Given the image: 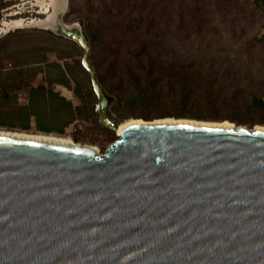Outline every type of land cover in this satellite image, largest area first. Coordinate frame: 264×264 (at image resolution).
Segmentation results:
<instances>
[{
	"label": "water",
	"instance_id": "water-1",
	"mask_svg": "<svg viewBox=\"0 0 264 264\" xmlns=\"http://www.w3.org/2000/svg\"><path fill=\"white\" fill-rule=\"evenodd\" d=\"M49 5L22 27L82 49L98 122L116 129L67 0ZM117 137L98 154L0 134V264H264V129L144 122Z\"/></svg>",
	"mask_w": 264,
	"mask_h": 264
},
{
	"label": "rangeland",
	"instance_id": "rangeland-1",
	"mask_svg": "<svg viewBox=\"0 0 264 264\" xmlns=\"http://www.w3.org/2000/svg\"><path fill=\"white\" fill-rule=\"evenodd\" d=\"M5 1L8 4L0 10V24L2 21L22 19L25 21L24 24L28 25L32 20H42L45 17L39 13V8L33 0ZM40 1L46 3L47 0ZM67 2L68 7L64 15L67 24L77 23V19L95 22L99 16L91 15L89 12L90 9L93 11L98 8V0H67ZM122 3L120 10L128 17L125 21L138 20L140 16H144L159 29L170 31L169 44L177 46L182 53L209 55L225 61L224 66L231 73L223 82L224 85L229 86V89L222 94L232 93L235 101L214 104L206 109L166 103L155 105L142 103L130 106L125 102L128 92L123 86L118 92L123 101L117 103L116 110L111 112V122L118 127L119 124L130 119L142 122L184 119L204 123L228 122L248 129L264 126V110L252 103L253 99L264 102V13L255 6L253 0H123ZM99 21L105 20L100 18ZM17 30L45 31L28 26L8 33ZM113 32L118 34L121 43L123 41L118 54L112 55L107 52L106 49L112 47V44L107 42L105 46L93 48L88 62L99 72L107 75L110 79L107 85L116 87L120 81L125 83L129 79L131 74L129 67L133 63L132 54L139 46L140 40L125 27L113 29ZM8 33L1 34L0 38ZM29 37L30 35H25L22 39ZM22 47L41 48L42 51L37 54H18L13 60L8 57L0 59V81L6 83L0 85V129L38 132L35 126L38 117L31 111L27 112L19 107L28 103L31 87L47 85L46 74L50 69L44 64L40 67L41 71L36 72L34 76L24 73L14 81L5 80L9 73L20 69L16 62L34 56L44 59L46 63L61 65L65 69L68 67L65 63H68L74 67L71 70L76 74L79 80L77 84L81 89H87L90 80L81 67L83 51L78 46L72 51H64L61 47L48 44ZM165 49H167L166 45L155 51L165 55ZM63 54L71 58L67 60L60 58ZM81 80L84 85H81ZM77 87L72 81L68 86L60 84L52 86L53 90L70 102L72 107L80 104L74 93ZM179 114L182 116H178ZM47 122V119L41 117L42 125L50 126L51 123ZM24 125H29L28 130L21 129ZM60 136L75 144L93 147L98 154H104L108 146L118 139L116 129L102 127L97 117L94 120L75 118L69 120Z\"/></svg>",
	"mask_w": 264,
	"mask_h": 264
},
{
	"label": "trees",
	"instance_id": "trees-1",
	"mask_svg": "<svg viewBox=\"0 0 264 264\" xmlns=\"http://www.w3.org/2000/svg\"><path fill=\"white\" fill-rule=\"evenodd\" d=\"M123 0H98V8L90 9L91 15L98 14L95 22L85 19H77L76 22L82 27L83 34L90 47V55L93 48L105 46L107 42L112 44L106 49L112 55L118 54L123 45L118 34L113 29L125 27L140 40L139 46L132 54V66L129 67L131 74L124 83L120 81L118 86L107 85L110 79L106 74L99 72L93 65L96 81L100 85L107 100V114L111 118V112L116 110L117 103L123 101L118 93L121 87L127 89V104L135 105L146 103L155 105L159 103L177 104L182 107L206 109L214 104L235 101L232 93L222 94L229 86L224 85V79L231 72L224 66L225 61L218 60L209 55H197L194 53L179 51L177 46L169 44L171 33L165 29H159L156 25L140 16L133 21H125L127 15L120 10ZM255 6L264 13V0H253ZM8 2L0 0V10L6 7ZM114 9V10H113ZM103 18L105 21H99ZM127 22V23H125ZM30 35L27 39L23 36ZM48 44L53 47H61L64 51H72L77 45L71 41L56 37L48 31H21L8 33L0 38V59L8 57L14 59L18 54H37L41 48H27L22 46ZM166 45V54H158L155 50ZM65 60L70 59L69 55H60ZM220 61V63H219ZM67 62V61H66ZM18 69L9 73L5 80H16L24 73L29 76L41 71V66L50 69L46 74L47 85L31 87L29 89L28 103L20 106L19 109L35 114L38 117L35 126L38 132L45 134H62L63 128L69 120L75 119H96L98 114L95 111L97 103L91 85L87 89H81L77 84L76 74L71 70L72 65L66 64V69L58 64L46 63L44 59L31 56L23 61L16 62ZM70 65V66H69ZM82 67V65H81ZM83 68V67H82ZM1 69V68H0ZM85 75L88 74L83 68ZM1 74V73H0ZM70 81L78 87L74 91L80 100V104L72 107L71 103L60 97L52 86L60 84L68 86ZM219 83H218V82ZM88 82V80H87ZM81 85L84 82L80 81ZM86 84V83H85ZM0 85H6L0 81ZM254 106L264 110V102L253 99ZM182 116V115H178ZM47 119L50 126L42 125L40 119ZM203 118V117H197ZM96 122V121H95ZM99 123V122H98ZM53 127H52V126ZM29 125L21 127L28 130Z\"/></svg>",
	"mask_w": 264,
	"mask_h": 264
},
{
	"label": "bare ground",
	"instance_id": "bare-ground-1",
	"mask_svg": "<svg viewBox=\"0 0 264 264\" xmlns=\"http://www.w3.org/2000/svg\"><path fill=\"white\" fill-rule=\"evenodd\" d=\"M33 3L39 8V12L41 14L47 16L48 13L50 12V5H49V0L45 2H42L40 0H33ZM25 21L22 19L15 20V21H2L0 24V35L5 33L7 29H14L18 27H22L24 25ZM30 23L34 25H43V21L41 20H32ZM156 122H182V123H192V124H202V125H213V126H224V127H234V125L228 123V122H221V123H204V122H196V121H191V120H184V119H162V120H157L153 123ZM132 123H144L141 120H134L130 119L127 120L121 124L118 125L116 128V132L118 134L119 130L123 128L126 124H132ZM255 129H264V126H256L253 128ZM0 134L1 135H8V136H15V137H22V138H28V139H35V140H42V141H49V142H55V143H60L63 145L67 146H74V147H87L89 149H93L96 151L95 148L89 147V146H81L78 144H75L68 140L67 138L60 136V135H55V134H45L41 132H25V131H18V130H4L0 129ZM97 152V151H96Z\"/></svg>",
	"mask_w": 264,
	"mask_h": 264
}]
</instances>
